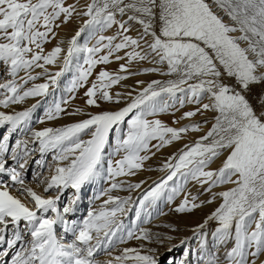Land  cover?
<instances>
[{
	"label": "snow or ice",
	"instance_id": "1",
	"mask_svg": "<svg viewBox=\"0 0 264 264\" xmlns=\"http://www.w3.org/2000/svg\"><path fill=\"white\" fill-rule=\"evenodd\" d=\"M75 11V6H65L64 0H0V63L12 77L0 83V96H3L0 106L8 108L29 97L48 96L50 87H56L59 78L73 64L78 74L69 91L75 92L88 82L97 64L110 63L114 53L129 47L133 48L126 53L129 62L145 60L154 54L157 63L167 65L168 71L163 74L176 75L177 79L154 80L119 111L101 112L60 128L30 129L31 114L39 101L25 111L12 114L0 111V127L9 126V135L0 140V173L9 177L8 181L0 180V246L6 245V250L0 251V264L9 255L7 249L14 252L10 264H100L97 254L104 251L112 256L109 249L115 248L117 242L123 244L136 239L162 245L165 240H172L171 236L162 238L146 228H139L138 233L129 229L126 237L123 235L125 226L121 217L129 211L127 205L131 197L107 195L121 187L115 182L101 193L107 195L103 204L89 210L81 222L65 217L75 212L81 189L103 173V155L111 132L116 134V152L124 155L114 165L109 161V178L134 175V170L141 169L143 161L149 158L141 153L148 151L150 141L158 139L161 144L157 147H162L181 139V134L187 133L189 128L200 130L198 125L168 127L159 119L147 117L165 112L177 102L181 106L186 101L200 104L205 96L210 103H203L201 107L217 113L215 123L195 144L185 145L186 150L171 157L175 163L164 165L168 169L166 178L139 200L136 219L140 220L143 213L147 223L152 215L149 210L162 198L171 202L184 190L189 179L201 185L208 184V191L220 184H232L233 187L218 193L222 203L195 229L200 233L211 220L218 224L211 233L216 252L207 249L202 238L200 258L206 256V264H221L217 253L220 246H224L223 264H264L261 259L264 257V89L255 93V106L246 95L253 92L254 86L264 84V0H92L83 13L90 19L68 42L60 70L50 73L46 65H55L65 50L58 45L45 54L43 46L50 34L55 35L54 28L59 27L56 21L63 16L67 23ZM117 14L127 15V21L117 20ZM129 21L142 26L138 38L127 35L131 30L126 26ZM113 25L119 27L116 35H100L91 47L78 43L85 29L89 30L90 37H95L97 32ZM149 36L151 42L146 39ZM118 37L119 42L114 43ZM141 40L148 49L143 54L135 51L141 47ZM104 49L107 54L99 55ZM82 53L83 64L80 63ZM115 58L124 57L116 55ZM35 68L43 72L33 75ZM120 70L127 72L128 68L121 65ZM21 71L26 77H21L22 82L18 83L16 77ZM41 76L46 77L44 83H33L25 88ZM225 77L234 79L235 83H224ZM124 79L123 75L100 71L97 82L85 92L86 103L98 107V99L111 102L113 96L106 89ZM178 93L181 95L177 96ZM68 102H55L46 111V118H59L65 112L61 104ZM200 110L186 112L182 118L192 117ZM76 112L67 114L75 115ZM129 114L131 117L125 121ZM125 122L127 131L123 132L120 125ZM17 130L21 133L31 131V140L17 139L11 149V159L20 169L25 168V158L32 151L41 153L36 163L42 167L47 163L45 154L53 153L54 174L50 179H37L39 184L46 185L44 192L54 190L55 196L39 195L25 184L15 167L6 168L9 138ZM83 135L90 138L85 140ZM30 143L38 144V149L29 148ZM223 152L228 155L222 166L206 170ZM16 185L20 186L16 189L18 192L31 198L33 207L12 194L10 189ZM128 187L139 188L140 184ZM68 188L74 189L76 196L61 210L59 201ZM200 206L194 202L190 204L185 196L175 211L191 212ZM57 225H62L64 233L71 234L74 239L65 243L62 236H57ZM200 235L206 237L207 233ZM230 241L233 244L228 248ZM174 247L166 251L171 253ZM157 252L156 248L145 250L143 245L126 247L106 264H161L163 254L157 255ZM184 255L187 257L189 253L185 251ZM165 264H187V261L167 259Z\"/></svg>",
	"mask_w": 264,
	"mask_h": 264
},
{
	"label": "rangeland",
	"instance_id": "2",
	"mask_svg": "<svg viewBox=\"0 0 264 264\" xmlns=\"http://www.w3.org/2000/svg\"><path fill=\"white\" fill-rule=\"evenodd\" d=\"M91 2L92 0H64L65 6L74 5L76 11L73 13L72 17L68 20L67 23L64 22L63 16H61V18L56 21L59 27L54 28L55 35L52 36L50 34L49 41L43 46L45 54L50 52L53 48L58 45L65 50L63 53H61V59L58 60L55 65H46L50 73H55L60 70L62 66L63 55L66 54L68 48V42L73 36H75L76 32L84 26V23L90 19V17L83 15V13L87 11V5ZM117 20L127 21V15L120 17L119 14H117ZM126 26H129L131 28L130 32H128L127 35L132 36L134 39L138 38L139 33L143 31L142 26L133 21H129L128 25ZM118 31V25H113L111 28L105 29L102 32H97L95 37H90L89 30L85 29V31L81 34L78 43L82 46L87 43V45L91 47L96 43V39L100 35L114 36L117 34ZM146 39L151 42L152 38L149 36L146 37ZM119 40L120 38L118 37V39L114 41V43H118ZM61 41H63V43H61ZM140 44L141 47L135 48V51L141 52L142 54L144 52H147L148 49L143 40L140 41ZM121 51L127 53L133 51V48L129 47ZM118 53H114V55L110 57V63L97 64L93 69L91 76H89L88 82L83 87L77 88L75 92L69 91V89L72 87V80L78 74L76 71L75 64H73V66H71L70 69L59 78L58 85L54 88L50 87V94L48 96L29 97L22 103L9 105L8 108L0 106V111L4 112L6 109L9 108H23L25 110L28 107L31 108L33 105H36L39 101L38 106L34 109L31 114V120L29 122L30 129L42 130L48 127L60 128L72 123L89 119L91 115H96L101 112L119 111L120 109L126 107L129 103H131L132 99L140 91H142L143 88H145L149 83L154 80L167 82L168 80L177 79L176 75L163 74L168 71L167 65L166 63H157L156 61L158 58H155L154 54L149 55L148 59L145 60H133L131 62H127L124 60H129V58L117 60L115 57L116 55H118ZM105 54H107V49H104V51L101 52L99 55ZM150 58L151 60H153L152 62L154 63V66L144 67L145 65H147ZM80 63L83 64V53L81 54ZM121 65H125L128 68V71L121 72ZM154 67H159V71H144L145 69H152ZM102 70L108 71L110 74L113 75H123L126 77V79L121 80L119 83L114 84L110 88L106 89L113 96V100L111 102L98 99V107L94 105L90 106L86 103L88 97L85 96V92L88 90V88L91 87L93 82H97V75ZM22 72L25 74L26 77V73L24 71H21L19 72L16 79H19L18 77ZM41 72H43V69L35 68L32 71V74L36 75ZM11 78L12 77L7 74L5 66L0 63V83H3ZM45 80L46 77L41 76L40 79L34 82L30 81L27 85H25V88L31 87L33 83H44ZM141 81L143 83H139ZM190 83H195V81H190ZM224 83L231 85L234 84L235 81L232 78L225 77ZM261 89H264V84L254 86L253 92L246 94L248 99L253 102L254 106L256 104L255 93L260 92ZM180 95V93L177 94V96ZM97 96H99V92L97 93ZM0 99H3V96H0ZM65 100L69 101L68 103L61 104L62 108L65 109V112H62L59 118L57 119L48 120L45 115L46 111L50 107H52L55 102H62ZM117 100L119 101L118 103ZM203 103H210L206 96L202 99L200 104L188 103L186 101L184 105L181 106L177 102V104L175 103L176 105L173 104V106L169 107L167 111L158 113L155 116L147 117V119L149 120L159 119L160 121H162L163 124L168 127L180 128L185 126L198 125L200 130L192 131L191 128H189V131L187 133L181 134V139L173 141L171 144L162 147H157L161 144L158 139L150 141L148 151L141 153V155H146L149 158L143 161V166L141 169L134 170V175L118 176L114 179L109 178L107 173L109 161H112L114 165V162L116 160L121 159L124 155L123 152H116V134L114 131L111 132L109 134V144L106 146L103 155V173L101 174L100 178H98L96 181L91 184L85 185L81 189L79 193V200L75 205V212L66 215L65 218L68 220H76L77 222H81L87 216L89 210L93 208H99L103 204V201L107 199V195L120 198L131 197L129 204L127 205L129 211L126 213V215L121 217L125 226L123 235H125L126 237L127 231L129 229H134L138 233L139 228H146L150 230L149 227H161L165 229V234L160 236L162 238L165 236H171L173 237V239L165 240L162 245L154 242L149 243L148 241L136 239L127 240L126 243L123 244L117 242L115 248L110 249L111 252L117 253L115 254V256L119 255L122 249L126 247L140 248V246L143 245L144 249L146 250L147 248H153L150 246V244H152L157 247L156 249H158L157 255L163 254L161 256V264H165L167 259H174L176 261L186 260L187 264H206L207 257L205 256L203 259L200 258L199 244L201 239L203 238L206 241L207 249L211 250L212 252H216V249L213 248L214 241L211 233L215 230L218 224L216 221L211 220L208 222L205 228L200 230V233H207L206 237H202L200 233H197L194 230L197 229L199 225L203 224L207 217L210 216L215 211V209L218 208L219 205L222 203V198L218 195V192L226 191L234 185L220 184L216 187L211 188V191H208V184L201 185L199 182L189 179L184 185V190L171 202H168L166 198H162L152 209L149 210L151 211L152 215L147 223L144 222L145 216L143 213L141 214L140 220L136 219V210L139 207V200L142 199L143 195L147 191H150L156 183L166 178L168 174V169H165L164 165L166 163H175V160H170L171 157L178 156L182 150H186L185 145L195 144V142L199 140L200 137L206 135L208 131L211 130L212 125L215 123V116L217 115V113L211 110H203L201 107ZM197 108H200L201 110L197 112L196 115L188 118H182L184 117V114L182 113L196 111ZM77 109H80L81 111L76 112ZM257 111L259 112L258 107ZM74 112H76L75 115L67 114ZM131 115L132 114H129V117H126L125 121H127L131 117ZM196 118L198 119L196 120ZM40 120H43L44 122L40 123ZM187 120L192 121L188 122ZM174 121L176 122L174 123ZM8 127V125H5L4 127L0 128V140H2L4 135H9ZM120 127L122 128L123 132L127 131L126 122L120 125ZM89 138V135H83V139L87 140ZM17 139L31 140V131L21 133L19 130H17L11 133L9 138V153L6 154L5 157L6 168L15 167L17 171L21 172V175L25 180V184L33 188V190L36 191L39 195H42L45 198L48 196H55L57 193L54 190H50L47 193L44 192V187L46 185L39 184L37 179H50V177L54 174V167L52 161L53 153L49 152L45 154L44 159L47 163L42 167L41 165L36 163L37 160L41 159V153L38 150L32 151L29 156L25 158L27 159V164L25 168L20 169L18 164L11 159V149L15 147V142ZM21 147L23 148V145ZM28 147L38 149L39 145L30 143ZM227 155V152H223L222 155L216 158L206 170H217L219 167L222 166V162ZM159 161L160 164L156 166H151V163L156 164V162ZM0 180L8 181L9 177L6 173H0ZM114 182L121 184V187L112 190L107 195H101V193L109 189L111 187V184ZM130 184H140V187L129 189L128 185ZM169 186H172L171 181L169 182ZM19 187V185H16L15 187L11 188L10 191L13 195L20 198L22 202L33 207L34 205L31 201V198L26 193H21L16 190ZM218 187L219 189H217ZM197 189L198 191L193 194V191ZM75 196L76 192L74 189L68 188L64 190L58 205L61 210L64 206L69 203L70 198H74ZM97 196H99L100 198L96 199ZM185 196L188 197L190 204L194 202L201 206L193 209L191 212L180 213L175 211V209L183 202ZM193 197L196 198L194 201L192 200ZM213 197H215V199H213ZM209 201H211V203H209ZM50 215L54 214L50 213ZM164 219H166V221L168 222H171L175 226H179L180 229L170 225H159L158 223H163ZM150 232L154 233L153 231ZM186 232L190 233V235L183 237V239L180 238L184 234H186ZM56 233L58 237H63L65 243L70 242L72 239H74L71 234L64 233L62 225L56 226ZM118 235L120 234L118 233ZM25 239H28V237H25ZM176 240L178 241L175 242ZM232 244L233 242L230 241L227 247L230 248ZM172 245H175V247L173 248L171 253H168L166 250ZM17 247H19V245H17ZM4 250H6V245H3V247L0 248V251ZM7 250L9 252V255L4 257L3 264L5 260L6 264H10L11 256L14 254L13 250ZM185 251L189 253L187 257H185L184 255ZM224 252L225 247L220 246L219 252L217 254L219 256L221 264H223L224 262ZM261 259H264V257H261ZM102 264L106 263L103 262Z\"/></svg>",
	"mask_w": 264,
	"mask_h": 264
},
{
	"label": "bare ground",
	"instance_id": "3",
	"mask_svg": "<svg viewBox=\"0 0 264 264\" xmlns=\"http://www.w3.org/2000/svg\"><path fill=\"white\" fill-rule=\"evenodd\" d=\"M226 20H227V18H225ZM128 51V50H127ZM118 55L119 56H121V57H124V58H128L127 56H126V53L125 52H119L118 53ZM123 58V59H124ZM124 61H127V62H129V60H124ZM133 61V60H132ZM153 60H151V58H150V60L148 61V63H147V65H145L144 67H147V66H154L153 64V62H152ZM134 68H136V67H134ZM143 68V67H142ZM141 68V69H142ZM155 68V67H154ZM159 68V67H158ZM21 77H25V74L22 72V73H20V75H19V79H17V81H18V83H20L21 81H20V78ZM160 77V76H159ZM17 78V77H16ZM12 79V78H11ZM171 103V102H170ZM177 104V103H176ZM175 104V105H176ZM179 104V103H178ZM180 105V104H179ZM173 106V105H172ZM179 108V107H178ZM192 108V107H191ZM27 109H29V107L28 108H26L25 110H27ZM23 108H18V109H16V108H9V109H6L4 112L5 113H7V114H12V113H14V112H21V111H25ZM185 110H187V109H185ZM192 110V109H191ZM184 111V110H183ZM185 113V112H184ZM184 113H182V114H184ZM199 118V117H198ZM198 118H196V120L198 119ZM188 122L189 121H192V120H187ZM187 123V122H186ZM1 128V127H0ZM158 164H160V161L159 162H156V164H153V163H151V166H156V165H158ZM216 189V188H215ZM217 189H219V187L217 188ZM198 191V189L197 190H194L193 191V194H195L196 192ZM215 191H217V190H215ZM219 191V190H218ZM220 192V191H219ZM218 192V193H219ZM213 193V192H212ZM193 196V195H192ZM29 206V205H28ZM29 207H31V206H29ZM165 221V222H164ZM164 221H163V223H158L159 225H163V226H166V225H170V226H173V227H177V228H179L180 229V227L179 226H175V225H173L171 222H168V221H166V219H164ZM149 229H150V231H153L154 233H159L160 235H164L165 234V229H163V228H161V227H149ZM195 231V230H194ZM189 232V231H188ZM188 232H186V234H184L182 237H180V238H182L183 239V237H186V236H188V235H190V233H188ZM178 240H176L175 242H177ZM180 241V240H179ZM148 245V244H147ZM147 245H145V246H147ZM150 246L151 247H153V248H157L155 245H152V244H150ZM1 247H3V246H0V248ZM109 251H110V249H109ZM115 254H117V253H113L112 252V256H109L108 254H107V252H104V251H101V252H99L98 254H97V256H96V259L98 260V261H100V264H102L103 262L104 263H106L109 259H112L114 256H115ZM4 259V258H3ZM4 264H6V260H5V262H4Z\"/></svg>",
	"mask_w": 264,
	"mask_h": 264
}]
</instances>
